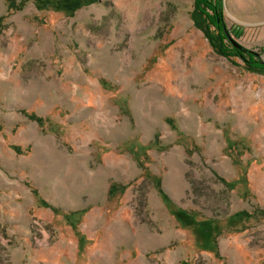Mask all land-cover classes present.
I'll use <instances>...</instances> for the list:
<instances>
[{
	"label": "rangeland",
	"instance_id": "374dc122",
	"mask_svg": "<svg viewBox=\"0 0 264 264\" xmlns=\"http://www.w3.org/2000/svg\"><path fill=\"white\" fill-rule=\"evenodd\" d=\"M64 1L0 0V264H264V72L194 0Z\"/></svg>",
	"mask_w": 264,
	"mask_h": 264
},
{
	"label": "trees",
	"instance_id": "16d2710c",
	"mask_svg": "<svg viewBox=\"0 0 264 264\" xmlns=\"http://www.w3.org/2000/svg\"><path fill=\"white\" fill-rule=\"evenodd\" d=\"M83 0H65L63 2V9L74 10L83 5ZM12 7V5H10ZM9 6V7H10ZM194 15L195 22L203 28L207 37L209 38L212 46L221 54L226 56H238L246 62L247 68L257 71L264 72V62H260V59L255 57V54L251 53L249 49L241 46L236 47L229 39L231 44L224 43L223 40L227 39L225 30L222 28V13L219 2L213 0H194ZM197 18H201L198 20ZM220 19V24L217 22ZM210 25L215 26L216 34L212 35L208 31ZM29 118L36 120L41 123V118L34 113L28 114ZM113 192V186L109 189V193Z\"/></svg>",
	"mask_w": 264,
	"mask_h": 264
},
{
	"label": "water",
	"instance_id": "95a60500",
	"mask_svg": "<svg viewBox=\"0 0 264 264\" xmlns=\"http://www.w3.org/2000/svg\"><path fill=\"white\" fill-rule=\"evenodd\" d=\"M223 29L226 32L227 37L230 39V41L236 46V47H241L242 45H240L239 43H236L233 38L229 35V33L227 32L225 26H223ZM251 53L255 54V56H260V54L256 51L250 50ZM260 62H264L263 59H260Z\"/></svg>",
	"mask_w": 264,
	"mask_h": 264
}]
</instances>
